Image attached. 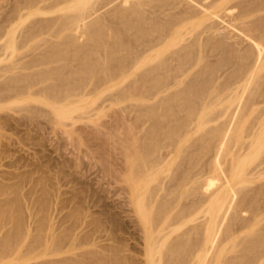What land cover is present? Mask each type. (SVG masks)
I'll list each match as a JSON object with an SVG mask.
<instances>
[{
    "label": "rangeland",
    "instance_id": "1",
    "mask_svg": "<svg viewBox=\"0 0 264 264\" xmlns=\"http://www.w3.org/2000/svg\"><path fill=\"white\" fill-rule=\"evenodd\" d=\"M145 1L0 0V264H264V0Z\"/></svg>",
    "mask_w": 264,
    "mask_h": 264
},
{
    "label": "bare ground",
    "instance_id": "2",
    "mask_svg": "<svg viewBox=\"0 0 264 264\" xmlns=\"http://www.w3.org/2000/svg\"><path fill=\"white\" fill-rule=\"evenodd\" d=\"M138 1H139V0H138ZM144 1H145V0H144ZM153 1H155V0H153ZM156 1H157V0H156ZM156 1H155V2H156ZM173 1H174V0H173ZM136 2H137V1H136ZM146 2H147V1H145V3H146ZM148 2H150V0H149ZM155 2H154V3H155ZM160 2H161V1H160ZM160 2H158V3L161 5V3L164 2V1H162L161 3H160ZM134 3H135V1H134ZM151 3H152V2H151ZM151 3H150V4H151ZM156 3H157V2H156ZM158 3H157V4H158ZM165 3H166V2H165ZM213 3H215V2H212V4H213ZM135 4H136V3H135ZM143 4H144V2H143ZM148 4H149V3H148ZM152 4H153V3H152ZM157 4H155V5L158 6ZM174 4H175V3H174ZM212 4L210 3L208 7H210V5H212ZM155 5H154V6H155ZM164 5H165V4H164ZM166 5H167V4H166ZM166 5H165V6H166ZM207 5H208V4H207ZM216 5H217V3H216ZM216 5H215V6H216ZM133 6H134V4H133ZM165 6H164V7H165ZM199 6H200V5H199ZM199 6H198V7H199ZM201 6H202V5H201ZM134 7H136V5H135ZM158 7H159V6H158ZM158 7H157V9H159ZM206 7H207V6H205V8H206ZM168 8H169V6H168ZM202 8H203V7H202ZM205 8H203V10H204ZM136 9H137V8H136ZM162 9H163V8H162ZM197 9H198V8H197ZM197 9H195V10H197ZM140 10H141V9H140ZM154 10L156 11V7H155ZM159 10L162 11V10H161V7H160ZM203 10H202V11H203ZM163 12H164V10H163ZM184 12H186V10H185ZM188 12H189V11H188ZM188 12H187V14H188ZM191 12H192V11H191ZM206 12H208V11H206ZM132 13H133V11H132ZM154 13H155V12H154ZM180 13H182V12H180ZM199 13H200V12H199ZM129 14H130V13H129ZM189 14H190V13H189ZM182 15H183V13H182ZM196 15H198V14H196ZM175 16H176V15H175ZM188 16H189V15H188ZM127 17H128V16H127ZM77 19H78V18H77ZM124 20H125V18H124ZM129 20H130V19H129ZM129 20H128V21H129ZM180 20H181V19H180ZM183 20H184V19L182 18V22H183ZM185 20H186V19H185ZM125 22H126V21H125ZM175 22H178V21H175ZM191 22H192V21H191ZM78 23H79V22H78ZM126 23H128V22H126ZM178 23H180V22H178ZM171 24H172V23H171ZM173 24H174V23H173ZM185 24H186V23H185ZM185 24H184V25H185ZM171 26H172V25H171ZM173 27H174V26H173ZM167 29H168V28H167ZM167 29H166V30H167ZM169 29H170V27H169ZM178 29H179V28H178ZM125 31H126V30H125ZM168 31H170V30H168ZM181 31H182V29H181ZM110 32H112V31H110ZM117 32H118V31H117ZM183 33H184V32H183ZM183 33H182V34H183ZM118 34H119V32H118L116 35H118ZM123 34H124V33H123ZM177 34H179V33H177ZM110 35H111V33H110ZM166 35H167V34H166ZM180 35H181V34H180ZM113 36H114V35H113ZM167 36H168V35H167ZM167 36H165V37H167ZM176 36H177V35H176ZM178 36H179V35H178ZM178 36H177V37H178ZM109 38H110V36H109ZM162 38H164V37H162ZM111 39H112V38H111ZM120 39H122V38H120ZM115 40H116V39H115ZM160 40H163V39H160ZM160 40L158 39V41H160ZM171 40H172V39H171ZM158 41H157V42H158ZM197 41H198V40H197ZM153 42H154V41H153ZM161 42H162V41H161ZM155 43H156V42H155ZM170 43H172V42H170ZM196 43H197V42H196ZM152 44H153V43H152ZM158 44H159V43H158ZM150 45H151V44H150ZM191 45H192V44H191ZM191 45H190V46H191ZM256 45H259V44H256ZM154 46H157V45H154ZM196 46H199V44L196 45ZM196 46L194 47V44H193V47H194V48H196ZM256 47H257V46H256ZM149 48H150V47H149ZM149 48H148V49H149ZM197 48H198V47H197ZM148 49H147V51H148ZM191 49H192V48H191ZM257 49H258V47H257ZM259 49H260V47H259ZM149 50H151V48H150ZM256 51H257V50H256ZM259 51H260V50H259ZM261 51H262V50H261ZM261 51H260V54H261ZM257 52H258V51H257ZM149 53H150V52H149ZM149 53H148L147 55H149ZM262 53H263V52H262ZM160 54H161L160 51H158V52L156 53V57H159ZM260 54H259V56H260ZM153 55H154V54H153ZM153 55H152V56H153ZM158 55H159V56H158ZM261 55H262V54H261ZM144 56H145V53H144ZM144 56H143V57H144ZM262 56H263V55H262ZM156 57H155V58H156ZM246 57H247V56H246ZM246 57L244 56L245 59H246ZM257 57H258V56H257ZM257 57H255V58H257ZM146 58H148V57H146ZM150 58H151V57H150ZM159 58H160V57H159ZM163 58H164V57H163ZM166 58H167V57H166ZM143 59H144V58H143ZM151 59H152V58H151ZM156 59H157V58H156ZM167 59H168V58H167ZM259 59H261V58H259ZM259 59H258V61H259ZM140 60H141V59H140ZM144 60L146 61L147 59H144ZM148 60H149V58H148ZM148 60H147V61H148ZM158 60H159V59H158ZM179 60H180V59H179ZM255 60H256V59H254V62H255ZM147 61H146V62H147ZM155 61H156V60H155ZM163 61H164V60H163ZM167 61H168V60H167ZM142 62H144V61H142ZM148 62H149V61H148ZM148 62H147V63H148ZM164 62H165V61H164ZM164 62H163V63H164ZM139 63H140V61H139ZM139 63H137V64H139ZM153 63H154V62H152V64H153ZM160 63H161V62H160ZM160 63H159V64H160ZM165 63H166V62H165ZM165 63H164L163 65H162V63H161V65H159V66H160V69H161V66H162V67L165 66V68H166ZM168 63H169V62H168ZM256 63H257V61H256ZM262 63H264V62H262ZM141 64H143V63H141ZM152 64H151V65H152ZM148 65H149V64H148ZM181 65H182V64H181ZM248 65H249V64H248ZM251 65H253V63H252ZM263 65H264V64H263ZM135 66H136V65H135ZM146 66H147V65H146ZM157 66H158V65H157ZM159 66H158L157 68H159ZM255 66H256V65H255ZM184 67H186V66H184ZM153 68H154V67H153ZM180 68L182 69V66H181ZM250 68H251V67H250ZM148 69H149V68H148ZM160 69H159V71H161ZM162 69H163V68H162ZM173 69H174V68H173ZM188 69L190 70V67H189ZM188 69L185 68V70H188ZM150 70H151V69H150ZM153 70H156V69H153ZM246 70H247V69H246ZM246 70H245V71H246ZM156 71H158V70H156ZM159 71H158V72H159ZM163 71H164V70H162L161 72H163ZM171 71H172V70H171ZM171 71H169V73H170ZM182 71H184V70L182 69ZM182 71L180 70V72H182ZM245 71H244V72H245ZM152 72H154V71H152ZM166 72H167V69H166ZM180 72H179V73H180ZM148 73H150V72H148ZM171 73H174V72H171ZM183 73H185V71H184ZM246 73H247V72H246ZM246 73H245V74H246ZM252 73H253V72H252ZM156 74H157V73H156ZM156 74H155L154 78L156 77ZM165 74L168 75V73H165ZM174 74H175V73H174ZM248 74H249V73H248ZM167 75H166V76H167ZM170 75H171V74H170ZM180 75H181V74H180ZM243 75H244V74H243ZM250 75H251V74H250ZM250 75H249V76H250ZM144 76H145V75H144ZM150 76L152 77L151 73H150ZM150 76H149V78H151ZM160 76H161V75H160ZM164 76H165V75H164ZM157 77H158V76H157ZM157 77H156V78H157ZM167 77H168V76H167ZM147 78H148V77H147ZM162 78H163V76H162ZM164 78H165V77H164ZM157 79H158V78H157ZM163 80H167V79H163ZM163 84H164V83H163ZM154 85H155V84H154ZM156 85H157V84H156ZM158 86H159V85H158ZM163 86H164V85H163ZM165 86H166V85H165ZM161 87H162V85H161ZM161 87H160V88H161ZM210 98H211V97H209V99H210ZM212 98H213V96H212ZM214 98H215V97H214ZM210 101H211V100H210ZM207 102H208V101H207ZM204 103H205V102H204ZM208 103H209V102H208ZM208 103L205 104V108H208V109H209L210 107H208V105H211V104H210L211 102H210L209 104H208ZM202 104H203V103H202ZM206 105H207V107H206ZM200 106L202 107V105H200ZM203 107H204V105H203ZM203 107L201 108L202 110H200L201 113H202V111H203ZM198 111H199V110H198ZM200 111H199V112H200ZM204 111H205V110H204ZM203 113H204V114H203ZM203 113H202V115H200V116L198 115V116H199V122H200V124L202 123V125H200V127L204 126L205 123H203V122H205V121L208 119V118H206V120H205V117H206L205 113H206V111L203 112ZM198 114H199V113H198ZM206 114H207V113H206ZM203 115H204V118H203ZM208 117H209V116H208ZM202 118H203V119H202ZM195 119H196V118H194V120H195ZM194 120H193V121H194ZM197 120H198V119H197ZM200 120H201V121H200ZM208 120H209V119H208ZM210 120H212V119H210ZM194 122H195V121H194ZM197 122H198V121H197ZM208 122H209V121H207V123H208ZM207 123H206V124H207ZM203 124H204V125H203ZM198 125H199V124H198ZM198 125H197V127H199ZM216 129H217V128H215L214 130L216 131ZM214 130H213V131H214ZM221 130H222V129H221ZM221 130L218 129L217 131H219V132L221 133V132H223V131H221ZM213 133H214V132H213ZM210 134H211V133H210ZM221 134H222V133H221ZM214 135L217 136V137L219 138V135H218L217 133H214ZM221 136H222V135H221ZM211 138H213V136H212ZM218 138H217V139H218ZM221 138H222V137H221ZM222 140H223V138H222ZM214 141H215V140H214ZM216 142H217V140H216ZM216 145H217V143H216ZM218 146H220V144H219ZM220 147H221V146H220ZM218 149H219V148H218ZM172 151H173V150H172ZM173 152H174V151H173ZM217 152H218V151H217ZM167 153H168V151H167ZM167 155H169V153H168ZM169 156H170V155H169ZM157 157H158V156H157ZM165 157H166V156H165ZM158 159H159V157H158ZM162 159H164V157L161 158V160H162ZM151 160H152V159H151ZM159 160H160V159H159ZM155 161H156V160H155ZM157 161H158V160H157ZM214 161H216V160H214ZM169 162H170V161H169ZM217 162H218V161H217ZM161 163H162V162H161ZM165 163H166V162H165ZM213 163H214V162H213ZM151 164H152V163H151ZM156 164H157V163H156ZM166 164H167V163H166ZM211 164H212V163H211ZM164 165H165V164H164ZM215 165H217V164H215ZM215 165H213V166H215ZM162 166H163V165H162ZM217 166H218V165H217ZM158 167H159V165H158ZM163 167H164V166H163ZM166 167H168V166H166ZM169 167H170V163H169ZM210 167H212V166L210 165ZM210 167H209V168H210ZM154 168L156 169L155 166H154ZM159 168H162V167H159ZM159 168H158V169H159ZM215 168H217V167L215 166V167H214V170H216ZM150 169H151V168H150ZM165 169H166V168H165ZM210 169H212V168H210ZM217 169H218V168H217ZM152 170H153V168H152ZM159 170H160V169H159ZM155 171H157V170H155ZM161 171H162V169H161ZM211 171H212V170H211ZM216 171H217V170H216ZM150 172H151V171H150ZM159 172H160V171H159ZM209 172H210V170H209ZM151 173H152V172H151ZM148 174H149V173H148ZM154 174H155V172H154ZM194 174H195V173H194ZM196 174H197V173H196ZM149 175H150V174H149ZM151 175H153V174H151ZM185 175H186V174H185ZM185 175H184V176H185ZM187 175H188V174H187ZM198 175H199V174H198ZM154 176H155V175H154ZM154 176H153V177H154ZM156 176H157V175H156ZM156 176H155V177H156ZM189 176H190V175H189ZM196 176H197V175H196ZM202 176H203V175H202ZM202 176H201L200 178H202ZM153 177H151L150 180H151ZM190 177H191V176H190ZM190 177H189V178H190ZM193 177H194V176H193ZM231 177H232V176H231ZM231 177H230V179L227 177V178L229 179V181L231 180ZM140 178H141V177H140ZM143 178H144V177H143ZM147 178H149V177H147ZM185 178H186V177H185ZM185 178H184V179H185ZM187 178H188V177H187ZM227 178H226V179H227ZM145 179H146V178H145ZM196 179H198V178H196ZM146 180H147V179H146ZM146 180H145V181H146ZM193 180H194V179H193ZM198 180H199V179H198ZM198 180H197V181L194 180V181H195V182H198ZM205 180H206V179H205ZM143 181H144V180H142V182H143ZM152 181H153V179H152ZM152 181H151V182H152ZM180 181H181V180H180ZM182 181H183V180H182ZM186 181H187V179H186ZM186 181H185L184 183L181 182V184H182V183L185 184ZM189 181H190V180H189ZM194 181H193V182H194ZM138 182L141 183V180H140V181L138 180ZM147 182L150 183V181H146L145 184H146ZM162 182H163V181H162ZM201 182H202V181H201ZM203 182H204V181H203ZM211 182H212V181H211ZM225 182H226V181H225ZM231 182H232V181H231ZM140 183H139V184L137 183V186L140 185ZM148 183H147V184H148ZM169 183H170V182H169ZM171 183H172V182H171ZM198 183H199V182H198ZM204 183H206V182H204ZM194 184H195V183H194ZM207 184H208V183H207ZM210 184H211V183H210ZM226 184H228V182H226ZM226 184H225V185H226ZM141 185H144V183H143V184L141 183ZM159 185H160V186H159V189H160V187H161L162 184L160 183ZM178 185H179V184H178ZM185 185H186V184H185ZM185 185L182 186V187L184 188ZM192 185H193V184H192ZM225 185H224V186H223V185H222V186L220 185L221 187L219 186L220 188L217 189V191L214 189L215 191H212V194H211V193H208V195H207V197H209V195L211 194V195H210V196H211V200L209 201V200L207 199V200H208L209 202H211V203H209L208 201H207V202H208L209 205L212 204V206H211L212 209H209V211H211V210H212V211H211V212H207V211H208V208H210V207H209V205L206 203V206H208V207L206 208V211H205V212H207V215H208L209 213H211V215H212V214L214 215V220H213V222H211L212 225H209L210 223L208 224V223H206V222L204 221V222H205L204 224H208V225H209V226H207V225H202V226H204V227L207 226V227H205V228H207V229H205V228L203 227V228L205 229V231H204V229L200 226V228L203 229L204 233H206V235H204V236H206L204 240L207 242V244H211V245H212V243L215 241L214 238H215V236H216V234H217L216 232L218 231L217 227L220 226V225L218 224V222H219L218 220H219L221 217L224 216L223 214H226V213H227L226 211L229 209L228 207H230V206L227 207V205H231V204H226V203H231V202H232V200H231V201L229 200V196H230V195H228L232 189H231V190L229 189V191H228V190L225 188V187H226ZM190 186H191V185H190ZM202 186H203V185H202ZM204 186H205V185H204ZM209 186H210V185H209ZM227 186H228V185H227ZM229 186H230V185H229ZM166 187H167V185H166ZM177 188H178V187H177ZM200 188H201V187H200ZM207 188H208V187H207ZM228 188H229V187H228ZM157 189H158V188H157ZM171 189H173V188H171ZM198 189H199V187H198ZM201 189H203V187H202ZM166 190L168 191V189H166ZM182 190H183V189H182ZM184 190H185V189H184ZM187 190H188V189H187ZM195 190H196V189H195ZM209 190H210V189H209ZM169 191H170V190H169ZM177 191H178V190H177ZM193 191H194V190H193ZM196 191H197V190H196ZM227 191H228L229 193H228ZM182 192H183V191H182ZM182 192H181V193H182ZM194 192H195V191H194ZM197 192H198V191H197ZM197 192H196V193H197ZM204 192H205V191H203V195H204ZM206 192H207V190H206ZM206 192H205V193H206ZM209 192H210V191H209ZM183 193H185V191H184ZM183 193H182V194H183ZM198 193H200V191H199ZM171 194H172V193H171ZM171 194H170V196H171ZM173 194H174V193H173ZM182 194H181V195H182ZM203 195H202V196H203ZM178 196H179V195H178ZM178 196H176V197L178 198ZM182 196H183V195H182ZM182 196H181V198H182ZM174 197H175V196H174ZM179 197H180V196H179ZM177 198H175V200H176ZM199 198H200V197H199ZM202 198H203V197H202ZM179 199H180V198H179ZM230 199H233V198H230ZM143 200H144V199H143ZM143 200H142V197H141V196L138 197L137 202H136V204H137L136 206H137V208H139L138 210H141V211H142V213H141V214L143 215L142 217H144V219H145L146 217H148L147 215H148V213H149V211H150V210H149L150 208H148V204H147V205L145 204L147 201L144 202ZM145 200H146V199H145ZM171 200H172V199H171ZM197 200L199 201V199H197ZM228 200H229L230 202H228ZM148 201H149V200H148ZM195 201H196V200H195ZM198 201H197V202H198ZM201 201H202V200H201ZM204 201H205V200H204ZM150 202H151V201H150ZM172 202H173V201H172ZM172 202H171V203H172ZM174 202H175V201H174ZM176 202H177V200H176ZM197 202H196V203H197ZM205 202H206V201H205ZM166 203H167V202H166ZM224 203H225L226 205H225ZM200 204H201V203H200ZM202 204H203V202H202ZM202 204H201L200 206H199V204H198L197 207H198V208L201 207ZM166 205H167V204H166ZM169 205H170V203L167 205V207H169ZM171 205H173V204H171ZM171 205H170V206H171ZM193 205H194V204H193ZM203 205H204V204H203ZM224 205H225L226 209L228 208L226 211L224 210L225 208L222 209ZM206 206H205V207H206ZM160 207H161V206H160ZM162 207H164V206H162ZM205 207L203 206L202 208H205ZM164 208H165V207H164ZM164 208H163V209H164ZM170 208H171V207H170ZM172 208H173V207H172ZM192 208H193V207H192ZM192 208H190V209L192 210ZM194 208H196V206H195ZM194 208H193V210H194ZM198 208H197V209H198ZM230 208H231V207H230ZM163 209H162V210H163ZM188 209H189V208H188ZM197 209H196V210H197ZM162 210H161V211H162ZM164 210H166V209H164ZM168 210H169V208H168ZM183 210H184V209H183ZM183 210H181V211H183ZM221 210H222V211H221ZM141 211H140V212H141ZM185 211H187V210H184V212H185ZM198 211H199V210H198ZM201 211H202V210L200 209V212H201ZM165 212H166V211H165ZM165 212H164V213H165ZM187 212H188V211H187ZM187 212H186V213H187ZM190 212H191V211H189L188 214H190ZM193 212H194V211H193ZM200 212H198V213H200ZM219 212H220V213H219ZM221 212H222V213H221ZM223 212H226V213H223ZM166 213L168 214V212H166ZM180 213H181V212H180ZM180 213H178V214L180 215ZM182 213H183V212H182ZM167 214H166L165 217H167ZM183 214H184V213H183ZM188 214H186V216H190V215H188ZM194 214H197V213H194ZM220 214H222L223 216L220 217ZM179 215H178V217H179ZM209 215H210V214H209ZM211 215H210V217H211ZM163 216H164V214H163ZM180 216H181V219H182V218H183L182 216H184V215L181 214ZM186 216H184V221L187 222V219H188V218H186ZM218 216H219V219H217ZM178 217H177V218H178ZM191 217H193V216L191 215ZM177 218H175V219H177ZM185 218H186V219H185ZM178 219H179V218H178ZM178 219H177V221H178ZM189 219H190V218H189ZM189 219H188V220H189ZM191 219H192V218H191ZM207 219L209 220V217H207ZM207 219H206V220H207ZM216 219H217V221H218L217 224H216ZM146 220H147V218H146ZM179 220H180V219H179ZM182 221H183V220H181V222L178 221V222L181 223V225H180V223L178 224L179 228L182 227V225H183V224H182ZM210 221H212V219H211ZM210 221H207V222H210ZM220 221H221V219H220ZM178 222H176V223H178ZM176 223H175V224H176ZM183 223H184V222H183ZM219 223H220V222H219ZM148 224H149V222H148ZM19 225H20V224H19ZM19 225H18V226H19ZM216 225H217V227H216ZM218 225H219V226H218ZM171 229H172V228H171ZM174 229H175L176 231L179 230L178 228H174ZM20 230H21V228L19 227V228H18V232H19ZM172 230H173V229H172ZM172 230H170V231H172ZM199 230H200V229H199ZM216 230H217V231H216ZM170 231H169V232L167 231V232H168L169 234H170V233L172 234V232H170ZM201 231H202V230H201ZM160 232H162V231H160ZM160 232H159V233H160ZM199 232H200V231H199ZM168 233L166 234L167 236H169ZM173 233H174V231H173ZM190 233H191V232H190ZM200 233H201V232H200ZM154 234H155V233H154ZM151 235H152L153 238H154L153 240H152ZM151 235H150V237H151V239H150V240H151V241H150V246L148 245L149 249H147V252H146V255H148V250H149V253H150L149 255H150V256H149V257L147 256V257H148L147 259L151 258V259L148 260L149 262H150V260H151V262H150L151 264H162L163 261L160 260V259L168 258V257H166V256H168V255H166V256L163 257V258L160 257L161 255H162V256H164V255L162 254L161 251H158V250H159L158 248H159V246H163V248H164L165 245H163V244H161V243H160V244H161V245H160V244L158 243V241L156 242V243H158V244H156L155 241H154L156 236L153 235V233H152ZM159 235H161V233H160ZM162 235L164 236V234H162ZM187 235H188V234H187ZM163 236H162V237H163ZM167 236H166V238H167ZM157 237H158V236H157ZM162 237H161V239L163 240L164 237H163V238H162ZM14 238H15V239H14ZM16 238H17V235L14 236V237L9 238V241L5 244V245H6V248H8V247L10 248V247L12 246V244H14V243L16 242ZM201 238H202V237H201ZM206 238H207V239H206ZM156 239H157V238H156ZM159 239H160V238H159ZM159 239H158V240H159ZM216 239H217V238H216ZM178 240H179V239H178ZM153 241H154V242H153ZM159 241H160V240H159ZM164 241H166L165 238H164ZM164 241H163V243L165 244ZM161 242H162V241H161ZM202 242H203V239L201 240V243H202ZM175 243H176V242H175ZM178 243H179V242H178ZM181 243H182V242H181ZM151 244L153 245V247H152ZM154 244H156V245H154ZM172 244H173V243H172ZM185 244H186V243H185ZM202 244H206V243H202ZM157 245H158V247H157ZM179 245H180V244H179ZM187 245H188V244H187ZM197 245H198V244H197ZM197 245L195 246V248L197 247ZM154 246H155V247H154ZM172 246H173V245H172ZM180 246H181V245H180ZM185 246H186V245H184V247H185ZM190 246H191V245H190ZM199 246H200V245H199ZM199 246H198V247H199ZM206 246H207V245H206ZM208 246H209V245H208ZM156 247H157V248H156ZM166 247H167V245H166ZM188 247H189V246H188ZM201 247H202V245H201ZM204 247H205V246H204ZM209 247H210V246H209ZM209 247H207V248L209 249ZM213 247H214V246H213ZM213 247H212V248H213ZM150 248H151L152 250H151ZM153 248H154V249H153ZM155 248L157 249V251L155 250ZM160 248H161V247H160ZM163 248H162V250H163ZM174 248L176 249V247H174ZM182 248H183V247H182ZM192 248H193V247H192ZM180 249H181V248H180ZM180 249H179V250H180ZM190 249H191V248H190ZM190 249H189V250H190ZM193 249H194V248H193ZM199 249H200V248H199ZM204 249H206V247H205ZM208 249L204 250V252H206ZM170 250H172V248H171V249H168V251H170ZM185 250H186V248H185ZM201 250H202V248L200 249V251H201ZM164 251H165V250H164ZM175 251H176V250H175ZM177 251H178V250H177ZM177 251H176V252H177ZM182 251H183V253H185L184 250H182ZM194 251H195V250H194ZM200 251H195V252H196V255L198 254V255H197V258L199 257L198 261H199L200 258H201L200 255H199V253H198V252H200ZM158 252H159V253H158ZM171 252H173V251H171ZM187 252H188V250H187ZM189 252H193V251L191 250V251H189ZM207 252H208V251H207ZM156 253H157V255H156ZM165 253H166V251H165ZM165 253H164V254H165ZM200 253H201V252H200ZM172 254H173V253H172ZM187 254H188V253H187ZM194 254H195V253H194ZM154 255H155V257L158 256L159 259H158V258H155ZM159 255H160V256H159ZM196 255H193V253H192V256H195V257H193V261H194V259L196 258ZM192 256H191V257H192ZM201 256H202V255H201ZM178 257H179V256H178ZM181 257H182V255H181ZM188 257H189V256H188ZM191 257H189L190 260H191ZM152 258H153V260H152ZM154 258H155V259H154ZM197 258L195 259V261H197ZM202 258H203V257H202ZM202 258H201V260H203ZM156 259L159 261V263H158V261H156ZM189 259L187 258L186 260H189ZM167 260H168V259H167ZM201 260H200V261H201ZM160 261H161V262H160ZM171 261H172V260H171ZM177 261H178V260H177ZM177 261H176L175 263H173V262H172V263H173V264H176V263H178ZM193 261L191 260V263H190L189 261H188V262L185 261L186 263H185V262H184V263H185V264H187V263H189V264H195V263H192ZM195 261H194V262H195ZM198 261H197L196 263H199V262H200V261H199V262H198ZM212 261H213V260H212ZM166 262H168V261H166ZM182 262H183V261H182ZM57 263H58V262H57ZM150 263H149V264H150ZM200 263H201V262H200ZM211 263H212V262H211ZM76 264H77V263H76ZM79 264H80V263H79Z\"/></svg>",
    "mask_w": 264,
    "mask_h": 264
}]
</instances>
